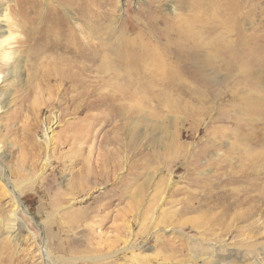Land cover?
<instances>
[{
	"label": "rangeland",
	"instance_id": "rangeland-1",
	"mask_svg": "<svg viewBox=\"0 0 264 264\" xmlns=\"http://www.w3.org/2000/svg\"><path fill=\"white\" fill-rule=\"evenodd\" d=\"M83 2L93 21L106 16L102 24L113 23L130 38L154 35L164 46L184 0H0V8L18 6L13 20L27 25L36 13L30 3L39 4L50 21L59 16L75 26ZM222 8L234 20L229 16L203 40L215 46L218 38L239 61L249 44L248 64L222 56L224 75L210 83L145 80L139 109L127 100L121 115L98 95L84 109L86 98L46 83L54 54L35 58L25 31L0 17V45L14 34L10 46L0 48V54L12 51L9 67L0 57V264H47L45 255L57 264H90L68 253L72 240L65 234L63 251L47 249V230L68 223L73 213L80 214L75 222L94 225L104 257L97 264H264V0H222ZM213 55L207 47L197 53L204 65ZM164 60L166 70L178 69L176 61ZM151 65L146 70H163ZM35 142L44 148L41 155ZM58 143H65L62 149ZM47 177L54 180L49 191L39 184ZM14 187L18 202L5 193ZM62 199L54 209L38 204ZM17 228L13 241L10 230ZM135 257L146 262L132 263Z\"/></svg>",
	"mask_w": 264,
	"mask_h": 264
},
{
	"label": "bare ground",
	"instance_id": "bare-ground-1",
	"mask_svg": "<svg viewBox=\"0 0 264 264\" xmlns=\"http://www.w3.org/2000/svg\"><path fill=\"white\" fill-rule=\"evenodd\" d=\"M71 3H73V1ZM84 4H86V2H83L82 5H80L79 3L78 5L77 16L80 23L75 26L72 24L71 26L68 25L62 18H59V16L58 19L50 21L49 15L47 14V16L42 10L39 9V4L33 5L32 3H30V7L36 9V13L27 25L21 22L18 23L13 20L20 9L18 6L16 7L18 9H14L13 11L11 9L9 10L8 8H5V6L0 8V17L3 20H1L2 23H11V25H13L15 28H21L23 31H25L26 38L24 40V43H32L31 46H34L35 49V58L44 57L48 53L54 54L52 55L54 57V61L52 64V73L48 76V80L46 81V83L48 82V84L50 85L52 82H59L62 84V91H65L68 88L66 90V94L69 92L74 94L77 93V95L73 97V99H77L79 97L86 98L87 102L83 106L84 109H88L90 108L91 104H95L96 101L89 102L88 100L98 95L100 96V99H102L98 100L100 103H102L104 106L108 105L109 108L112 107L116 109L117 111H114L117 113L116 115H121V112L123 113V111L126 110L128 106H130L126 105L125 102L127 100L134 102L135 108L139 109L140 98L138 97L140 96L138 95H140L141 89L143 88L141 84L145 80L156 81L165 78H169L171 80L175 78H193L202 80L206 83H210L218 80L224 75V73L222 72L225 70H221L223 69L221 68V64L226 58L223 57H227V60H230L231 62H239L241 64L244 63L245 65H247V62L251 59V48L249 44L245 51L247 54L246 57L244 58V60L239 61L237 54L233 52V49L229 47H223L222 49V47L218 44L217 37H219V35H217V37H214L217 38L215 41V46L210 42L207 43V41L203 40V36L206 33H208L209 31L218 32L219 29L225 27V21L228 22V20H231L229 18V16L232 17L231 15L223 16L224 10L222 8V0H184L181 8H179L180 12L178 14L176 12L174 13L178 21L176 26L173 24L174 28H172L173 36L171 38V41H169V43L164 46H162L163 43L160 45L155 43V41L153 40L154 35L152 36V38L146 33H143L136 38H130V36L126 35V33L118 30L113 23L102 24V22L107 19L106 16L101 17L100 15L99 21H93L89 18V13L91 10L88 9L89 7H84ZM66 9L67 8H65V10ZM169 9L171 10V7H169ZM52 13L55 14L54 11H52ZM240 19V17H237V20ZM232 20H234L233 17ZM156 21H158V19ZM1 27L2 26H0V28ZM234 27H236L237 29L236 24L232 25V29H234ZM13 35L14 34L11 33L10 36L4 42H2L0 48L2 47V45L10 46V39H12ZM203 47H207L209 51L211 50V52L214 53L213 57H210L211 61H208V63H206L207 65H204L202 61L197 57L199 48ZM8 51L0 54V57H2L3 60H7L5 63H7L9 67L11 64L10 60H12L10 58L12 57V51ZM176 53L179 57L177 60L173 59L174 56L176 57ZM60 55L64 58L60 57ZM165 57H167V61H169L170 63H174V61H176V66L178 69L166 70V68H164L167 63L164 60ZM152 63L155 68L162 67L163 70L160 73H155V71L153 70H146L148 67L152 66ZM169 65V67L172 68L171 64ZM4 67L6 68L5 64ZM180 67L186 68V70L179 71ZM189 68L192 70H190ZM241 70L239 71V74ZM229 74L231 73H227L226 76H228ZM4 78L0 74V82ZM123 82H127L129 86L126 87L125 85H123ZM38 136L39 130H36V137H34L37 138ZM34 144V149L38 150L41 155L44 150L43 146L38 142H35ZM64 144L65 143H58L57 148L62 149ZM35 155L37 156L36 153ZM55 163L58 164V162L55 161L52 162L51 165ZM89 163L90 162H88V164ZM88 171L91 175L90 167L88 168ZM56 173L57 167H54L52 170V175ZM53 182V179L51 181L49 180V177H47L45 179V182H40L39 184H41L43 187H46V189H48L49 191L54 188V185L52 184ZM0 183H4L3 177L0 178ZM16 189L17 187H14V189L6 190L5 193L9 196L13 195V197H15V201L18 202L19 196L16 192ZM40 191L43 193L41 189ZM3 200L4 199L0 200V202H2ZM63 203L64 200L62 199L59 202L50 203L41 200V202H39L38 204L41 206V208L49 205L48 207H52L54 209L57 206H62ZM76 215L77 214L73 213L68 223L65 222V224H57L56 226L54 225L55 227L53 226L47 230V249L54 247V249H61L63 251L65 244L64 242L62 243L59 239L62 237V235L65 234L67 238H70L72 240L68 241L69 245L68 243H66L68 253L76 255L77 257H80L81 260L88 261L90 264H97V261H100L104 257L101 255L103 247L100 248V242L96 243L97 240H95L96 238L94 236V225L91 226L75 222V220L79 221L78 217L80 216V214L77 216ZM116 231L119 232L120 235H122L123 229L117 227ZM125 231L127 234L131 233L129 227H127L124 232ZM10 232V238L13 241H16L19 236L18 228L17 230H10ZM59 243L61 245L63 244V246L58 245ZM182 254H185V250H183ZM43 259L47 264H57L56 262H53L49 255H45ZM133 260H137L138 263L139 261L146 262V258H132V263H135L133 262ZM116 263V261H106V263L103 262L102 264Z\"/></svg>",
	"mask_w": 264,
	"mask_h": 264
}]
</instances>
